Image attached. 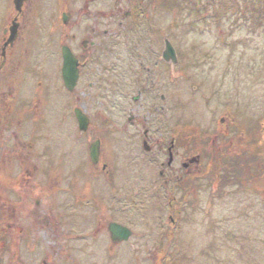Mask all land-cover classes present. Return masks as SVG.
<instances>
[{
  "label": "flooded vegetation",
  "instance_id": "obj_1",
  "mask_svg": "<svg viewBox=\"0 0 264 264\" xmlns=\"http://www.w3.org/2000/svg\"><path fill=\"white\" fill-rule=\"evenodd\" d=\"M159 5L157 0H0V238L13 231L18 258L35 264L37 245L45 244L42 258L69 261L71 251H77L70 249L75 241L93 246L88 253L93 264H165L158 244L178 231L183 205L177 206L170 192L201 175V156L187 157L178 143L180 134L167 129L166 36L152 13ZM41 53L50 76H40L31 82L30 94L22 93V67L39 69ZM54 79L61 83L63 107L71 111L73 132L93 170L81 172L85 168L77 163L68 172L93 185L84 184L74 201L80 212L65 199L62 210L68 209L70 221L62 224L54 217L53 203ZM77 114L87 118L86 127L81 129ZM65 140L72 142L71 136ZM110 162L125 171L110 172ZM132 164L149 170L128 172ZM190 168L193 173L187 172ZM136 180H143L138 197L160 211L152 225L156 231L150 232L149 223L142 236L127 221L132 194L113 205L116 183L132 189ZM190 185L179 190L182 195L188 196ZM101 186L109 196L107 210H100ZM78 213H87L89 220ZM112 224L129 230V236L112 234ZM150 235L156 245L135 251L133 241ZM117 247L125 252L116 253Z\"/></svg>",
  "mask_w": 264,
  "mask_h": 264
},
{
  "label": "rangeland",
  "instance_id": "obj_2",
  "mask_svg": "<svg viewBox=\"0 0 264 264\" xmlns=\"http://www.w3.org/2000/svg\"><path fill=\"white\" fill-rule=\"evenodd\" d=\"M157 1L162 7L154 8L153 17L178 57L173 73L179 75L171 81L168 67L165 72L167 129L180 134L178 143L187 157L196 153L201 156L197 168L201 175L193 182L182 181L179 189L184 192L185 185L191 183L186 187L188 196L176 189L170 192L177 206L183 204L182 218L176 234L158 244L160 254L165 264H264V0ZM38 55L43 61L39 69L22 67V93L30 94L31 82H37L40 76H50L46 73L44 53ZM26 58L30 60L31 53ZM58 76L56 70L54 77ZM42 82L45 91V81ZM52 83L53 203L54 217L62 224L70 221L65 218L69 216L68 209L62 210L65 199H69L73 211L80 212L79 203L74 201H78L77 196L86 185H93L92 180H85L84 176L72 178L68 172L77 163L85 168L81 172L93 170L86 149L79 147V138L73 132L71 111L63 107L61 83L56 79ZM66 136H71L72 142H66ZM109 167L116 174L125 171L120 164L110 162ZM128 169L144 174L149 170L134 164ZM119 182L115 185L117 200L113 205L125 199V194H132L131 203L126 206L127 221L135 234L142 236L149 223H157L160 211H154L150 202L145 203L136 194L143 180L134 181L137 186L132 189ZM104 189L100 187L101 193ZM72 193L74 196L69 195ZM105 194L100 210H107L109 196ZM78 215L87 221L90 217L87 213ZM156 229L152 226L149 230L154 233ZM5 236L0 238V264H30L16 256L13 231ZM133 243L139 252L156 245L151 235ZM70 246L77 250L71 251L73 259L50 262L42 258L44 254L40 255L45 253L46 245L38 244L35 264H42V259L46 264L94 263L88 257L93 246L75 241ZM115 252L123 253L125 248L117 247Z\"/></svg>",
  "mask_w": 264,
  "mask_h": 264
},
{
  "label": "water",
  "instance_id": "obj_3",
  "mask_svg": "<svg viewBox=\"0 0 264 264\" xmlns=\"http://www.w3.org/2000/svg\"><path fill=\"white\" fill-rule=\"evenodd\" d=\"M163 60L170 65V67L172 68L176 63V57H175V52L173 50V47L171 46V44L168 41H165V50L163 52ZM64 75V73H63ZM72 86L73 84L70 83ZM77 121L82 129V127H86L87 125V119L85 118V116L81 115V114H77L76 115ZM92 153V152H91ZM91 156H95V154H91ZM110 232L113 233H122L123 234V238L122 239H126L129 236V233L127 231H125L124 229L116 226V225H110L109 227Z\"/></svg>",
  "mask_w": 264,
  "mask_h": 264
}]
</instances>
